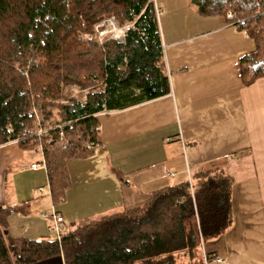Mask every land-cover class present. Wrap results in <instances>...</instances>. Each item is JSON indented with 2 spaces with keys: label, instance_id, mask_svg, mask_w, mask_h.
Listing matches in <instances>:
<instances>
[{
  "label": "trees",
  "instance_id": "16d2710c",
  "mask_svg": "<svg viewBox=\"0 0 264 264\" xmlns=\"http://www.w3.org/2000/svg\"><path fill=\"white\" fill-rule=\"evenodd\" d=\"M189 1L199 14L227 17L255 40V49L239 61L241 77L246 85L263 77V0ZM111 16L120 25L134 21L125 42L110 39L102 48L84 37ZM70 83L92 87L85 104L63 102ZM169 92L152 0H0V144H42L55 203L65 201L71 186L68 162L92 155L98 144L99 112ZM34 104L42 124L52 126L32 143L35 136L26 129L35 124ZM192 181L194 197L187 179L166 185L140 207L77 222L60 241L9 237L8 215L18 208L0 207V264H32L60 254L65 264H185L182 256L193 257L201 237L217 238L233 223L232 176L204 171Z\"/></svg>",
  "mask_w": 264,
  "mask_h": 264
},
{
  "label": "crops",
  "instance_id": "0c3cea01",
  "mask_svg": "<svg viewBox=\"0 0 264 264\" xmlns=\"http://www.w3.org/2000/svg\"><path fill=\"white\" fill-rule=\"evenodd\" d=\"M158 1L170 92L98 113V144L92 155L68 162L71 186L61 203L54 202L47 168L31 167L45 158L38 148L1 143L0 207L18 208L8 215V234L54 238L53 218L41 213L63 216L66 231L140 207L158 188L219 170L233 178V223L205 242L225 258L213 264H264V76L246 85L239 66L255 40L227 17L199 14L189 0ZM182 259L204 264L203 249ZM32 264L65 262L60 254Z\"/></svg>",
  "mask_w": 264,
  "mask_h": 264
},
{
  "label": "built area",
  "instance_id": "2783aa9c",
  "mask_svg": "<svg viewBox=\"0 0 264 264\" xmlns=\"http://www.w3.org/2000/svg\"><path fill=\"white\" fill-rule=\"evenodd\" d=\"M152 1L155 5L156 13H157V17H158L160 12H161V8L157 2L158 0H152ZM263 2H264V0H263ZM234 15H235L234 11H229L227 14L228 18H231ZM134 27H135L134 21H127L124 24L120 25L117 23L115 17L111 16V17L105 18V19L97 22L94 26V28H95L94 32L84 34V37L87 40H91V41L95 42L97 45H99L100 47L103 48L106 41H108L110 39H114L118 42H125L128 31L130 29H133ZM73 86L74 87L72 89L73 90L72 93H75L73 98H76L78 101L85 104L87 102V96L91 93V91L85 90L83 92L81 89H79L80 91H77L78 90V88L76 89L77 85L73 84ZM58 127L60 128V132L62 133L63 128L60 126H58ZM46 131L44 133H46ZM38 149H39L38 153H41L44 156L41 143L39 144ZM40 149H41V152H40ZM40 166L47 168L45 158H43L42 161L35 162L31 165V167L35 168V169L40 167ZM168 175L174 176V173L168 172ZM189 184H190V194L192 197H194V187H193L191 180H189ZM39 191L41 193H45L46 189L41 187V188H39ZM41 215L43 217H49L50 216V218H53L54 224H53L52 230L54 233V238H56L58 241H60L61 237H62V235L66 229L65 225L63 224V222H64L63 216H61L57 213L52 214V215H48L46 213H41ZM200 247H202V249H203L204 264L221 263L224 261L225 258H223L222 256L217 255L213 252L207 251V249L205 247V240L202 237L200 240Z\"/></svg>",
  "mask_w": 264,
  "mask_h": 264
},
{
  "label": "rangeland",
  "instance_id": "374dc122",
  "mask_svg": "<svg viewBox=\"0 0 264 264\" xmlns=\"http://www.w3.org/2000/svg\"><path fill=\"white\" fill-rule=\"evenodd\" d=\"M158 2V4H159V1H157ZM229 11H233V10H229ZM228 11V12H229ZM228 14V13H227ZM114 40V39H113ZM74 85H77L76 86V89L78 88V90L77 91H80L79 89H81L83 92L85 91V90H88V91H91L92 92V87H90V86H88V87H83V86H80V85H78V84H74ZM73 83H70V84H65L64 85V87H63V98H62V100H63V102H66V101H68V100H70V99H76V98H73L74 97V95H75V93H72V89H73ZM31 114H33V116H34V118H35V124L33 125V126H31V127H27V131H30L32 134H34V139H31V141L30 142H35V141H39V142H41V140H37V139H39L42 135H44L45 133V131L46 130H48V129H50V127L52 126V124L50 123V120H48L47 121V123H50V124H48L46 127L42 124V120H43V114H42V110H41V108H40V106L38 105V104H34L33 105V108H32V110H31ZM43 126H42V125ZM44 129V130H43ZM42 130V131H41ZM47 134V133H46ZM39 144L40 143H38L37 144V146L36 147H38L39 148ZM34 149V148H33ZM38 150L39 149H37L36 150V152H38ZM40 152H41V149H40ZM33 157H35V158H37V156L36 155H34L33 154ZM192 184H193V182H192ZM49 188V187H48ZM46 192H48V193H50V191L47 189L46 190ZM10 237V236H9ZM202 248L200 247V250H201ZM194 264H196V262L194 263Z\"/></svg>",
  "mask_w": 264,
  "mask_h": 264
},
{
  "label": "bare ground",
  "instance_id": "6f19581e",
  "mask_svg": "<svg viewBox=\"0 0 264 264\" xmlns=\"http://www.w3.org/2000/svg\"><path fill=\"white\" fill-rule=\"evenodd\" d=\"M65 233V232H64ZM223 263V262H222Z\"/></svg>",
  "mask_w": 264,
  "mask_h": 264
}]
</instances>
